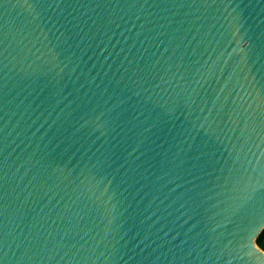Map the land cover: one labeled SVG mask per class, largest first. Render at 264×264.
I'll return each mask as SVG.
<instances>
[{"label": "water", "instance_id": "water-1", "mask_svg": "<svg viewBox=\"0 0 264 264\" xmlns=\"http://www.w3.org/2000/svg\"><path fill=\"white\" fill-rule=\"evenodd\" d=\"M257 221L264 0H0V264H253Z\"/></svg>", "mask_w": 264, "mask_h": 264}, {"label": "clouds", "instance_id": "clouds-1", "mask_svg": "<svg viewBox=\"0 0 264 264\" xmlns=\"http://www.w3.org/2000/svg\"><path fill=\"white\" fill-rule=\"evenodd\" d=\"M262 230H264V221H257L245 233V238L242 241L245 251L248 253V256L242 257L245 261L250 260L253 264H264V245L256 243L257 234Z\"/></svg>", "mask_w": 264, "mask_h": 264}, {"label": "trees", "instance_id": "trees-1", "mask_svg": "<svg viewBox=\"0 0 264 264\" xmlns=\"http://www.w3.org/2000/svg\"><path fill=\"white\" fill-rule=\"evenodd\" d=\"M256 243L258 245H264V230L260 233V235L256 239Z\"/></svg>", "mask_w": 264, "mask_h": 264}]
</instances>
